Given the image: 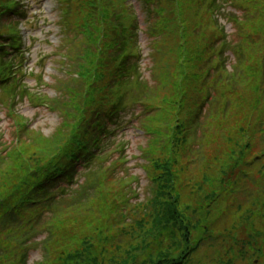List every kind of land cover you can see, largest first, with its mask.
<instances>
[{"label":"rangeland","instance_id":"374dc122","mask_svg":"<svg viewBox=\"0 0 264 264\" xmlns=\"http://www.w3.org/2000/svg\"><path fill=\"white\" fill-rule=\"evenodd\" d=\"M41 4L39 23L49 19L51 26L48 30L46 28L42 30L33 21L29 27L32 36L30 51L33 56L36 51L38 54L42 52L55 54L50 63L49 58L47 60L49 67L46 71V80L51 84L49 86L52 89L48 86L45 96L48 106L51 103L55 108L53 107L51 110L46 104L34 108L31 101L19 102L16 105L17 111L28 118L31 125L30 130L26 131L25 127L19 126L20 120L13 119L16 121L13 124L5 114L6 106L0 103V132L2 131L5 135L1 137L0 150H5V146L8 147L7 150L0 153V193L10 191V187L14 185L17 177L25 174L30 175L33 169H42L38 167L46 166L45 174L51 171L50 164L55 165H51V168L54 167V169L60 165L58 160L54 164L56 156L62 151L68 137L72 135L75 125H81L84 121V118L78 116V111L83 108L82 106L87 102L92 92H96L94 97L96 100L103 96L101 88L109 75L108 52L106 51V54L102 56L105 61L103 67L98 65L96 71L91 70V61L95 59V55H91L89 56L91 61H86L87 64L84 65L80 64L76 69L74 78L77 82L74 88L68 93L58 90L57 86L62 85L67 79L62 75L67 70L71 72L74 69V56L85 53L82 48L92 38L86 35L75 39L70 33L59 45L60 36L56 27V19L58 17L60 20L62 11H58L54 0H41ZM115 6L119 12L126 11L128 13L123 0H116ZM260 10L264 16V6L260 7ZM70 20L71 23L76 20L80 25L79 10L73 17L71 16ZM260 22L264 28V22L261 20ZM46 33H51L52 44L49 47L44 45L43 39ZM178 40L179 38L173 35L171 38L158 36L155 46L162 49L161 53H156L155 56L153 53V55L149 54L150 59L146 60L142 66L145 71V82L149 87L148 94L151 92V96L147 99L158 105L159 108L157 112H153L141 123L142 127L152 132L151 136L142 137V133H134L131 148H127L124 152L127 159L125 164L122 165L117 160L116 157L119 154H115V158H107L106 162L102 163L103 169H111V171L119 169L120 178L115 179L116 173L113 172L106 178L104 186L103 184L98 186L94 192L97 193L93 197L90 195V181H88L87 184L84 183L78 188L87 189L85 193L89 197L74 204L75 206L73 204L66 206L56 216L52 211H48L42 222H51L55 226L54 237L56 238L47 240L44 235L38 234L36 237L31 235L32 233L29 231L31 227L28 223L14 230L9 229L8 233H0V239L12 237L11 240L17 233L15 238L22 239L29 245L30 249L26 251L28 264H53L60 258L64 259L65 253L73 256L79 253L95 254L93 264H115L120 261L128 263V260L132 259L134 255L144 256L146 259L148 255L154 254L159 248L164 251L170 250L177 257L182 246L180 235L172 236L171 231H166V228L154 226L150 217L157 204V201L153 202L152 200L158 184L157 177L165 170L162 167V161L167 159H172L178 167L182 168L181 172L175 166L173 168L175 171L173 174L177 175L174 176L173 186L182 190V206L184 207L185 200L189 198L191 205L196 208V212L200 208V198H198V194L190 193V190L196 188L197 180H200V184L208 189L207 192L215 189L221 183L228 189L236 188L239 189L238 191H242L239 193L241 197L248 196V193L253 192L247 201L240 204L239 209L231 208L211 225L212 232L221 236L211 239L209 244H203L194 249L186 259L188 264H195L191 261L192 256L198 261L197 264L264 263V136L263 134L256 136V121L261 116L262 110L253 89L258 84V57L252 54L244 64L242 60H239L234 64L235 68L230 70V75L235 76L238 74V70L243 68L242 65L250 63L252 72L248 78L243 77L237 84L236 92L232 96L234 100H232L228 111L223 115L219 113L206 114L207 116L200 120L202 123L200 128H195L194 124L189 126L185 122L187 120L189 122L193 115L188 108L197 105L200 96L193 89L194 84L192 82L190 84L189 76L182 78L178 90L180 79L173 82V75L177 74L180 78V71L183 67L179 52L182 46L177 43ZM95 42L98 43V37ZM192 46L191 42L189 44L190 51L193 50ZM142 48H145L144 53L147 57L150 51L148 44L142 45ZM60 51L67 58L58 57L57 52ZM152 57L154 63H152ZM56 59L58 60L55 62ZM33 62L34 59L31 60V64ZM188 72L194 73L195 68L192 66ZM188 72L185 70V75H188ZM229 80H232L230 76ZM223 81L222 77L220 82ZM190 94H192V98H189ZM60 95H63L64 99L59 103ZM105 95L106 92L102 103L105 101ZM187 102L186 108L182 107V104L185 106ZM174 109L175 111L172 112ZM219 109L220 104L217 103L216 111L219 112ZM261 119L264 121V114ZM173 124L176 126L175 131L171 128ZM82 126L79 130H83ZM205 128L207 129L206 136H201L202 139H200L199 131H204ZM188 131L191 132V136ZM193 132L198 134L196 145L190 143ZM172 133H174L173 138L171 137ZM171 142H173V146H179V148L168 150ZM200 142L202 143V155L197 149ZM68 148H73V145L70 144ZM67 149L61 154L60 159L65 157ZM65 163H67L66 158L62 165ZM241 169H247L251 174L243 176ZM100 176L104 179L103 172L99 174L95 172V176L93 175L89 180ZM131 177H136V181H130ZM151 177H155L156 180L152 182ZM129 181L132 184V189H135L136 196H133L131 190L129 191ZM255 187L257 191H254ZM78 188L71 189L74 200L77 199L75 191ZM26 195L27 193L21 198ZM231 198L232 192L228 191L209 206L208 218H211L212 213L219 209H226V202ZM110 209L113 211H109ZM240 213L247 217L255 213L256 216L249 224L247 217L241 219ZM125 215L129 216L125 218ZM185 215L188 217L186 213ZM199 215L194 214L188 218L197 220L200 219ZM8 217V215L4 216V218ZM27 217L30 218V214ZM12 220H14L13 217ZM40 223L38 221L37 225L43 227V224ZM100 225L103 227H98ZM191 234L195 240L201 235V231L195 229L191 231ZM44 239H46L45 244L43 243ZM10 250L14 251L13 248ZM79 261L77 259V264H81ZM0 264H15V261L10 254H7V256H0Z\"/></svg>","mask_w":264,"mask_h":264},{"label":"trees","instance_id":"16d2710c","mask_svg":"<svg viewBox=\"0 0 264 264\" xmlns=\"http://www.w3.org/2000/svg\"><path fill=\"white\" fill-rule=\"evenodd\" d=\"M109 1L110 0H107V2ZM178 4H179L178 0H174L170 2L169 6L170 8H176ZM101 11L104 13V16H109L111 13V11L107 9H103ZM183 13H184L183 27L185 29V32H187L188 38H189L190 37L189 31H195V29L197 28V23L196 22L194 23V21L190 22V18L187 15V11H184ZM108 43H109L108 38H103L98 41L97 45L94 48H91L92 52L85 51V53L83 54L79 53L76 56H74L75 57L74 67H73L74 69H72L71 72H68L67 70L62 75L63 77H66L67 79L64 81L62 85H58L57 87H59V89L58 88L57 89L59 91L61 90L64 91V93H68L69 90L74 88V85L77 82V80L74 78L76 75V69H78L80 64L84 65V64H87L86 61L88 62L91 61L89 58V56H91V53L93 55H96L97 53H102L103 50L107 47ZM187 43H188L187 39L186 41H184V39L182 40V45L186 44L187 46ZM188 54H191L189 46H188ZM66 62L68 63L67 60ZM62 67L64 68V65ZM182 69H181L183 71L182 77H184L186 68L182 67ZM177 79H179L178 75L177 74L173 75V80L176 81ZM181 80L178 83L177 90L179 89V84ZM63 99H64V96L60 95L58 102L59 103L62 102ZM230 106L231 104L228 106L227 110L230 108ZM59 108H60V105H59ZM174 111L175 109L172 112ZM171 128L173 129V131H175L176 126L173 124ZM199 133H200V139H202L201 136H206L207 129L205 128L204 131H199ZM173 134L174 133L171 134L172 136L170 135L172 138L174 136ZM187 138H188V135H187ZM192 140H193V136H192ZM192 140L190 139V143L194 144ZM201 145L202 143L200 142V145L197 147V149H199V154L202 151ZM172 146H173V142H171L170 147H168L169 148L168 150H171L173 148H176V149L179 148V146H173V147ZM4 148L5 150L8 149L7 146H5ZM5 150L1 149L0 153H3ZM228 151L231 152L230 149H228ZM200 155H202V153ZM168 156H170V154H168ZM0 160H1V155H0ZM192 160L194 161V159ZM162 162H163L162 167L165 170H163V172L160 173L157 177L158 184H157L155 195L153 196V199H152L153 202L157 201V204L156 206H154L153 214L150 217L152 218V224L154 226L159 227V228H164V229L166 228V231H171L172 236L180 235V239H182V242H181L182 246L179 250V255L176 257L170 250L164 251L161 248H159L158 250H156L157 252H155L154 254L148 255L147 256L148 258L146 259L144 258V256L134 255L132 259L128 260V263L120 261V262H116L115 264H139V263L140 264H183L194 249H196L198 246L208 243L210 233L212 232V228H213L211 225H213L214 222L220 216H222L226 211H229L231 208L239 209L240 204L245 201V198H243L242 202H238L239 200L236 197V195L232 194V198L227 200L226 202V209H223V210L219 209L217 212L212 213L213 216L211 218L210 217L208 218L207 210L209 206H211L221 196L225 195V193H227L230 189H228L227 187H225V185H223V183H221L219 186H216L215 189L209 190V192H207L206 190L208 189H205L200 184V180H197L196 188L194 190H190V193L193 192V194H198V198H200V201H199L200 208L196 212V208L191 205V199L189 198L185 200L184 202L185 205L183 207L181 203L182 190L181 188H176L173 186V181L175 178L174 176L176 175V174L175 175L173 174L175 173L173 168L175 166L179 170V172L182 171V168L178 167L172 159H167ZM38 168H42V169H36V170H43L45 169V166H41ZM32 172H35V169H33ZM30 175L25 174L23 176L17 177L14 185L10 187V191H4L0 193V214L3 213V214H7L10 216L9 218L10 226L8 227V229L11 227L12 230L22 227L24 220H26V222L28 221L27 215L30 214V217H31L30 221H32V224L30 225L31 229L29 231H31L32 233L31 235H34L36 233H42L47 240H51L53 238H56L54 237L55 236V226L51 222H47V223L42 222L43 217L46 214L42 205L48 206L49 208H51V206L55 207V210H53V213H55V216H56L59 214L58 212L61 209L69 205L71 206L72 204H78L84 198L86 199L87 197H89V195L85 193L87 189H84L83 187L80 189L78 188L75 191L77 193V199L75 200H74V195L58 196L54 194L52 191L50 192L48 189H45V188L38 189V194H37L35 190L29 189L30 190L29 191L25 187L26 186L25 183H29V182H26V180L28 179ZM151 179H152V182L156 180L155 177H151ZM91 184L94 186H90L89 191H90V195H92L93 197L97 193V192L94 193L95 190L98 188V186L99 187L101 186L100 184H103V183L95 179L91 182ZM186 187L188 188V186ZM26 193L27 195L24 198L25 199L29 198L30 202L27 200L23 204H17L18 199H20L21 196ZM47 193H52V195H50V197L45 199V197L48 196ZM236 194L238 193L236 192ZM39 198L43 200L45 199V200L41 202ZM109 211H112V209H110ZM185 213L188 215V217H191V215H194V214H200L199 215L200 219L193 220L191 218L186 217ZM216 213H219V214H216ZM12 217L14 220H12ZM38 221L41 222L40 224H43V227H39V225H37ZM104 224L106 223L104 222ZM98 227L102 228L103 225H100ZM195 229H199L201 231V235L194 240V238L192 237L191 231ZM263 230H264V227H263ZM4 233H8V232L5 231ZM16 234L17 233H15V237H16ZM11 238L10 239L8 238L0 239V250H2V252H0V256L3 257V256H7V254H10L11 258L16 263H18L16 259V256L18 254L16 253H21L18 259L20 262L23 256L22 251L25 250L24 248L21 247L20 242L24 240L14 238L18 241L17 245L14 247V244ZM46 239H44L43 241L44 244H45ZM11 248L15 250L12 251L10 250ZM65 254L66 256L64 257V259L60 258L57 261H55L53 264H73V262L74 264H77V259L80 260L79 262H81V264H93V257L95 255V254H90V253H85V254L79 253V254H76L75 256L70 255V254L67 255V253Z\"/></svg>","mask_w":264,"mask_h":264}]
</instances>
